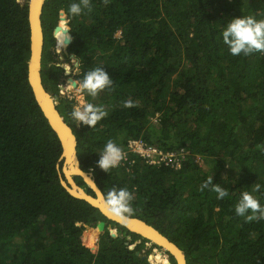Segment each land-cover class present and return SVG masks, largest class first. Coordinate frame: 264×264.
I'll use <instances>...</instances> for the list:
<instances>
[{
  "label": "trees",
  "instance_id": "trees-1",
  "mask_svg": "<svg viewBox=\"0 0 264 264\" xmlns=\"http://www.w3.org/2000/svg\"><path fill=\"white\" fill-rule=\"evenodd\" d=\"M73 2L45 1L42 78L78 139L82 169L104 195L131 191V217L176 243L187 264H264V220L246 222L234 210L254 183L264 206V54L233 56L222 40L232 18L264 19V0H91L92 11L76 16ZM29 4L0 0V264H150L141 252L149 239L62 184L63 146L29 81ZM65 29L70 39L58 49L79 59L71 74L55 62ZM96 67L113 87L96 98L85 93L108 113L92 128L71 118L75 100L60 96L59 83ZM126 100L135 106L125 108ZM109 139L125 156L108 173L97 162ZM131 139L173 157L150 163ZM211 175L227 197L200 190ZM75 180L94 194L82 176ZM151 261L160 264V255Z\"/></svg>",
  "mask_w": 264,
  "mask_h": 264
},
{
  "label": "clouds",
  "instance_id": "clouds-1",
  "mask_svg": "<svg viewBox=\"0 0 264 264\" xmlns=\"http://www.w3.org/2000/svg\"><path fill=\"white\" fill-rule=\"evenodd\" d=\"M109 3L110 0H103L104 5ZM92 7L91 0H78V2H73L70 5L68 11L71 15L76 16L80 15L84 10L91 12ZM67 31L65 29L57 33L59 45H64L65 40L70 39V37L65 35ZM222 40L233 56H248L257 52L264 54V19L258 20L252 15L232 18L222 31ZM64 68L69 71L67 67ZM75 85L81 93H87V95L96 98L100 92L113 87V80L103 67H96L87 71L83 75V79L77 80ZM68 86L73 87L72 84ZM123 106L131 108L135 104L131 100H126ZM107 114L103 106L84 103L83 105L74 106L70 116L75 122L94 128ZM123 159L124 152L122 148L115 141L109 139L103 150L99 152L97 164L100 169L109 173L111 169L118 167ZM261 187V184L254 183L251 191L241 192L240 198L235 205L236 215L244 217L246 222L264 220V206L260 204L258 198L254 195V193L261 191ZM209 188L217 193V199H223L229 195L226 188L213 183L212 175L200 186L201 191ZM133 200L134 195L127 188L113 187L103 197L104 207L107 212L120 221L127 220L134 213ZM249 212L251 214H248ZM167 252L169 251L167 250Z\"/></svg>",
  "mask_w": 264,
  "mask_h": 264
},
{
  "label": "water",
  "instance_id": "water-1",
  "mask_svg": "<svg viewBox=\"0 0 264 264\" xmlns=\"http://www.w3.org/2000/svg\"><path fill=\"white\" fill-rule=\"evenodd\" d=\"M46 0H41L39 3L38 8V33H35L34 30V24H33V18H32V9H33V2L34 0H30L29 4V20H30V27H31V58L29 60V81L31 83V86L33 88V92L35 95V98L41 107L43 113L45 114L46 118L48 119L50 125L54 129V131L57 133L62 146H63V153L61 156L60 161H63V172L65 175L66 180L63 178V174L61 173V180L63 186L67 189V191L78 198L84 199L91 203L93 206L99 208L104 215H106L109 219L116 221L124 226H126L130 231L137 233L141 236H143L146 239L151 240L152 242L157 243L153 240L152 236H155L156 234L160 235L163 240L164 244H159L162 247L166 248L178 261V264H187V259L184 251L173 241H171L168 237H166L164 234H162L158 229H156L154 226L148 224L146 221L142 220L138 217H129L125 222L120 221L110 215L107 210L105 209L103 203V197L104 193L100 189V187L97 185L93 174L90 172H86L82 169L80 164V159L78 157L77 153V145H78V139L74 133L73 128L64 120L62 114L58 110L59 101L56 100L53 95L48 92V90L45 88L42 78V67H43V49H44V29H43V23H42V13H43V7ZM62 25V24H61ZM57 26L54 29V36L56 37V30L61 29L60 26ZM66 45L68 42V39L65 40ZM67 47V46H66ZM74 54H71V56ZM34 66L37 67V74H34ZM68 80L72 85H75L76 79H66ZM69 146L73 149V154L71 155L72 158H74L73 161H70L68 159L67 150ZM71 166L76 167L77 170L75 172L71 171ZM82 176L85 181L94 189L96 192V196L91 195L88 193L84 188L79 186L77 182L75 181V176ZM89 179V180H87ZM75 190V192H74ZM99 199V200H98ZM127 221H136L138 223H141L142 226L146 227L145 232L141 230H136L135 228H132ZM106 222L100 221L97 225V229L99 231H102L105 229ZM109 228L111 229L112 226L110 225ZM128 238L131 239L129 236ZM140 241V240H139ZM164 245H167L165 247ZM182 257V260L180 256ZM143 258H146V255H143ZM150 264H153L152 261H150Z\"/></svg>",
  "mask_w": 264,
  "mask_h": 264
},
{
  "label": "rangeland",
  "instance_id": "rangeland-1",
  "mask_svg": "<svg viewBox=\"0 0 264 264\" xmlns=\"http://www.w3.org/2000/svg\"><path fill=\"white\" fill-rule=\"evenodd\" d=\"M58 46H59V44H58V40L56 38L54 50H55V53L57 54V56L55 55V62L63 68L67 67V69L69 71H67L65 68H64V70L67 72V74H71L73 69L79 65V59L76 56H71V55L65 56L67 47L65 49H58ZM67 74L60 79V83H59V86L61 87L60 88V96L69 97L71 99H74L75 100L74 106H79V105H83L84 103H88V101L86 100V97H85V93H81L80 90L76 87L74 88V87L68 86L71 83L66 79H75V78L73 76L70 77ZM197 161H199L201 164H203V160H201L200 157H197ZM77 184L79 186H81L78 182H77ZM82 188H84L86 190L85 187H82ZM90 188L93 189L91 186H90ZM93 191H94V189H93ZM91 195L96 196V192L94 191V194H91ZM96 230H97L98 234L101 232L98 229H96ZM86 233L89 235L90 239L96 238V234L94 232L87 230ZM156 245L159 247H157ZM156 245L154 243L152 244V243L148 242L147 245L144 247V249L141 251L142 254H145V255H149V254L159 255L160 254L162 257L165 256V254H167L168 258H169L168 264H173L171 262L170 254L167 252V249L162 247L159 244H156ZM176 262H177L176 264H178L177 259H176Z\"/></svg>",
  "mask_w": 264,
  "mask_h": 264
},
{
  "label": "bare ground",
  "instance_id": "bare-ground-1",
  "mask_svg": "<svg viewBox=\"0 0 264 264\" xmlns=\"http://www.w3.org/2000/svg\"><path fill=\"white\" fill-rule=\"evenodd\" d=\"M41 2V0H34V2H33V9H32V18H33V24H34V30H35V33H38L37 32V30H38V8H39V3ZM74 56V55H73ZM34 68H35V66H34ZM34 71V74H37V67L33 70ZM67 154H68V159L70 160V161H73L74 160V158H72L71 157V155L73 154V149L69 146V148H68V150H67ZM75 170H77L76 169V167H72L71 166V171L72 172H75ZM87 180H89V179H87ZM74 192H75V190H74ZM99 200V199H98ZM102 205H104V204H102ZM126 221V220H125ZM124 221V222H125ZM127 223L132 227V228H135L136 230H141V231H144L145 232V230H146V227H144V226H142V224L141 223H138V222H136V221H127ZM150 236H152V238H153V240L154 241H156L157 243H159V244H164V240H163V238L160 236V235H158V234H156L155 236H153V235H150ZM165 247H167V245H164ZM164 252V251H163ZM160 255V254H159ZM180 256V258H181V260H182V257L183 256H181V255H179ZM160 257H161V261H160V264H163V263H166V264H168V255L167 254H165V256H161L160 255ZM152 263L154 264V261H152ZM183 264V263H182Z\"/></svg>",
  "mask_w": 264,
  "mask_h": 264
},
{
  "label": "built area",
  "instance_id": "built-area-1",
  "mask_svg": "<svg viewBox=\"0 0 264 264\" xmlns=\"http://www.w3.org/2000/svg\"><path fill=\"white\" fill-rule=\"evenodd\" d=\"M129 145L132 151L137 152L144 157L150 163H157L160 161H170V158L173 157L172 153L163 154L162 151L153 146H147L143 140H129ZM125 156V153H124ZM169 158V159H168Z\"/></svg>",
  "mask_w": 264,
  "mask_h": 264
},
{
  "label": "flooded vegetation",
  "instance_id": "flooded-vegetation-1",
  "mask_svg": "<svg viewBox=\"0 0 264 264\" xmlns=\"http://www.w3.org/2000/svg\"><path fill=\"white\" fill-rule=\"evenodd\" d=\"M150 243L153 244L154 242L151 241ZM154 244L156 245V243H154ZM144 255H145V254H144ZM151 255H152V254L146 255V258L149 257V261H151Z\"/></svg>",
  "mask_w": 264,
  "mask_h": 264
},
{
  "label": "crops",
  "instance_id": "crops-1",
  "mask_svg": "<svg viewBox=\"0 0 264 264\" xmlns=\"http://www.w3.org/2000/svg\"><path fill=\"white\" fill-rule=\"evenodd\" d=\"M148 243V242H147Z\"/></svg>",
  "mask_w": 264,
  "mask_h": 264
}]
</instances>
